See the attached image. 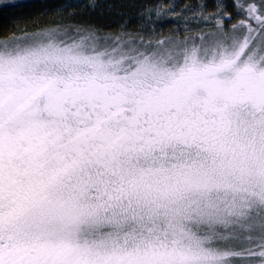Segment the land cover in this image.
Listing matches in <instances>:
<instances>
[{
  "label": "snow or ice",
  "instance_id": "6c2138e0",
  "mask_svg": "<svg viewBox=\"0 0 264 264\" xmlns=\"http://www.w3.org/2000/svg\"><path fill=\"white\" fill-rule=\"evenodd\" d=\"M0 14V264H264V0Z\"/></svg>",
  "mask_w": 264,
  "mask_h": 264
},
{
  "label": "trees",
  "instance_id": "16d2710c",
  "mask_svg": "<svg viewBox=\"0 0 264 264\" xmlns=\"http://www.w3.org/2000/svg\"><path fill=\"white\" fill-rule=\"evenodd\" d=\"M48 2L57 3L60 2V0H48ZM178 2L183 3L184 0H178ZM28 20L29 17L27 15L18 16L12 19H5L3 14H0V37H2L4 33L14 27H23Z\"/></svg>",
  "mask_w": 264,
  "mask_h": 264
}]
</instances>
